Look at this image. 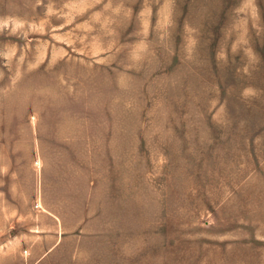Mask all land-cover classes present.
Masks as SVG:
<instances>
[{"label": "rangeland", "instance_id": "374dc122", "mask_svg": "<svg viewBox=\"0 0 264 264\" xmlns=\"http://www.w3.org/2000/svg\"><path fill=\"white\" fill-rule=\"evenodd\" d=\"M0 264H264V0H0Z\"/></svg>", "mask_w": 264, "mask_h": 264}]
</instances>
